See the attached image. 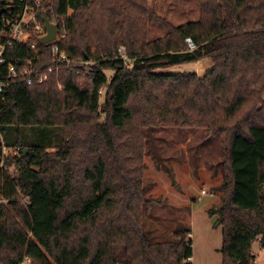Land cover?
Returning a JSON list of instances; mask_svg holds the SVG:
<instances>
[{
	"label": "trees",
	"instance_id": "1",
	"mask_svg": "<svg viewBox=\"0 0 264 264\" xmlns=\"http://www.w3.org/2000/svg\"><path fill=\"white\" fill-rule=\"evenodd\" d=\"M198 5V21L173 26L146 0H62L61 49L74 62L91 60L93 49L105 56L94 59L90 86L78 84L75 65L61 72L62 89L51 79L4 93L0 264L192 258L191 229L157 241L142 221L153 205L143 182L144 135L164 127L218 138L223 195L209 216L222 228V264H255L253 243L264 245V0ZM159 21L166 35L147 41L148 23ZM122 45L131 63L116 55ZM205 59L212 69L204 78L159 71Z\"/></svg>",
	"mask_w": 264,
	"mask_h": 264
},
{
	"label": "rangeland",
	"instance_id": "2",
	"mask_svg": "<svg viewBox=\"0 0 264 264\" xmlns=\"http://www.w3.org/2000/svg\"><path fill=\"white\" fill-rule=\"evenodd\" d=\"M146 4L173 26L200 19L198 0H146ZM147 27L149 42L161 39L167 33L160 21L149 22ZM121 49L124 50L122 53ZM126 50L125 46H119L116 55L123 56L131 63ZM92 52L96 56L91 60L75 61L81 87L90 86V71L96 65L94 59L105 56L97 49ZM211 69L210 60L205 59L159 71L204 78ZM106 75L111 78L113 72L106 71ZM55 80L62 85L61 76ZM103 97L104 92L101 103ZM104 120L103 115L100 122ZM144 140L143 182L147 198L153 204L149 211H145V206L142 209L146 212H143L142 218L145 229L157 241L173 240L177 230L191 229L192 237L189 240L192 241V263L222 264V228L215 226L216 217L209 216V211L220 205L223 195L222 172L219 168L222 148L218 138L208 137L203 129L164 127L145 134ZM10 172L16 173L14 166ZM252 251L256 256L255 264H264L261 239L253 243Z\"/></svg>",
	"mask_w": 264,
	"mask_h": 264
},
{
	"label": "built area",
	"instance_id": "3",
	"mask_svg": "<svg viewBox=\"0 0 264 264\" xmlns=\"http://www.w3.org/2000/svg\"><path fill=\"white\" fill-rule=\"evenodd\" d=\"M3 1L0 10V105L5 101L4 93L12 86L43 85L76 65L58 44L67 34L65 18L57 12L62 0ZM44 15L57 26L58 34L55 40L40 44L48 34ZM186 43L190 50L195 49L191 39ZM58 88L62 89L59 83ZM3 203L8 204L0 202V205ZM191 237L192 234L188 235V239ZM191 259L184 264H192ZM20 264H31V261L25 258Z\"/></svg>",
	"mask_w": 264,
	"mask_h": 264
},
{
	"label": "water",
	"instance_id": "4",
	"mask_svg": "<svg viewBox=\"0 0 264 264\" xmlns=\"http://www.w3.org/2000/svg\"><path fill=\"white\" fill-rule=\"evenodd\" d=\"M3 12V11H2ZM44 23H45V26H46V30H47V36L43 37L41 40H40V44H45V43H49L53 40L56 39L57 37V34H58V28L57 26L55 25H52L47 16L44 15Z\"/></svg>",
	"mask_w": 264,
	"mask_h": 264
},
{
	"label": "crops",
	"instance_id": "5",
	"mask_svg": "<svg viewBox=\"0 0 264 264\" xmlns=\"http://www.w3.org/2000/svg\"><path fill=\"white\" fill-rule=\"evenodd\" d=\"M191 262H192V259H191ZM193 264V263H192Z\"/></svg>",
	"mask_w": 264,
	"mask_h": 264
}]
</instances>
